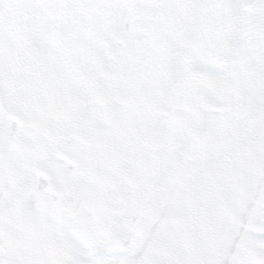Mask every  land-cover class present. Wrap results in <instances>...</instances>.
I'll return each mask as SVG.
<instances>
[{"label": "snow or ice", "instance_id": "6c2138e0", "mask_svg": "<svg viewBox=\"0 0 264 264\" xmlns=\"http://www.w3.org/2000/svg\"><path fill=\"white\" fill-rule=\"evenodd\" d=\"M0 264H264V0H0Z\"/></svg>", "mask_w": 264, "mask_h": 264}]
</instances>
